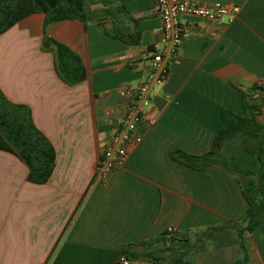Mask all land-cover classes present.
<instances>
[{
    "label": "crops",
    "instance_id": "1",
    "mask_svg": "<svg viewBox=\"0 0 264 264\" xmlns=\"http://www.w3.org/2000/svg\"><path fill=\"white\" fill-rule=\"evenodd\" d=\"M190 1L237 11L222 24L183 18L184 39L168 80L154 91L138 127L142 141L128 147L105 182L95 175L97 161L120 118L109 111L132 100L122 89L144 80L164 45L156 0H86L93 22L45 24V15L35 13L0 35V89L31 110L56 151L52 176L34 184L26 164L0 150V264H234L235 226H246L250 207L240 176L220 164L190 168L173 153L207 154L222 111L245 116L242 92L264 86V0ZM54 41L80 56L83 82L69 86L60 79ZM255 96L262 99L257 121L264 125V91ZM220 155L259 170L256 157L232 141ZM227 223L234 226L222 246L211 243L182 261L130 260L124 253L169 229L189 238ZM243 243L246 264H264V222L244 232Z\"/></svg>",
    "mask_w": 264,
    "mask_h": 264
},
{
    "label": "trees",
    "instance_id": "2",
    "mask_svg": "<svg viewBox=\"0 0 264 264\" xmlns=\"http://www.w3.org/2000/svg\"><path fill=\"white\" fill-rule=\"evenodd\" d=\"M85 5L86 0H0V35L35 13L45 15V24L67 20L93 22ZM50 46L55 52V69L60 79L69 86L83 82L87 74L80 56L63 43L54 41ZM263 91L264 86L255 85L248 91L242 92L245 116H239L229 110L222 111V127L207 154L193 156L182 151L173 153L177 161L190 168L204 169L212 164H220L227 171L240 176L250 207L242 218V223L246 226H235L234 232L240 252L234 264L247 263V253L243 243L244 232H251L264 222V125L257 121L262 99L255 96ZM250 109L254 112L249 115ZM225 141H232L254 155L259 163L258 172L253 173L243 168L234 156L220 155ZM0 150L16 155L26 164L29 170L28 181L31 183L45 184L54 172L56 151L51 142L35 126L31 110L27 106L10 102L1 89ZM232 226H234L232 223H227L211 227L184 240L181 236L170 235L167 231L155 239L140 242L138 246L144 247V251H135V245H130L126 247L124 253L130 260L145 257L154 262L182 261L194 250H204L211 243L222 246L223 234L231 232Z\"/></svg>",
    "mask_w": 264,
    "mask_h": 264
},
{
    "label": "built area",
    "instance_id": "3",
    "mask_svg": "<svg viewBox=\"0 0 264 264\" xmlns=\"http://www.w3.org/2000/svg\"><path fill=\"white\" fill-rule=\"evenodd\" d=\"M156 7L162 21L164 45L152 55L144 80L136 86L129 85L122 89V94L131 96L132 100L109 111V114L120 113V118L98 157L95 175L102 182L126 160L128 147L142 141L138 127L150 111L154 91L168 80L170 66L184 39L183 18L192 16L222 24L237 11L236 8L232 10L222 4L204 5L190 0H156ZM169 232L173 230L169 229ZM122 262L129 264L127 259H122Z\"/></svg>",
    "mask_w": 264,
    "mask_h": 264
},
{
    "label": "water",
    "instance_id": "4",
    "mask_svg": "<svg viewBox=\"0 0 264 264\" xmlns=\"http://www.w3.org/2000/svg\"><path fill=\"white\" fill-rule=\"evenodd\" d=\"M48 40L51 41L50 39H48ZM181 239H183V240H184V239H188V235H182V236H181Z\"/></svg>",
    "mask_w": 264,
    "mask_h": 264
},
{
    "label": "rangeland",
    "instance_id": "5",
    "mask_svg": "<svg viewBox=\"0 0 264 264\" xmlns=\"http://www.w3.org/2000/svg\"><path fill=\"white\" fill-rule=\"evenodd\" d=\"M138 250L139 251H144L145 249H144V247L141 246V247H138Z\"/></svg>",
    "mask_w": 264,
    "mask_h": 264
}]
</instances>
